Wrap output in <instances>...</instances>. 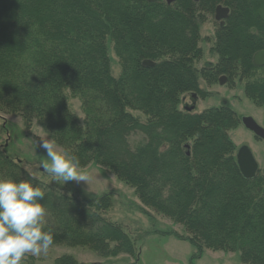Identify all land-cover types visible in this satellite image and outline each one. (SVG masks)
Listing matches in <instances>:
<instances>
[{"label": "trees", "instance_id": "obj_1", "mask_svg": "<svg viewBox=\"0 0 264 264\" xmlns=\"http://www.w3.org/2000/svg\"><path fill=\"white\" fill-rule=\"evenodd\" d=\"M217 5L229 9L214 32L217 60L197 68L200 24ZM260 50L264 0H0V112L20 115L28 129L39 125L80 168L99 165L133 188L144 212L181 225L185 236L164 233L189 241L190 264L204 249L264 264V173L247 178L240 171L229 134L239 117L228 106L179 108L185 93L208 94L199 76L211 85L224 75L264 110V66L252 62ZM0 176L33 177L3 149ZM34 186L45 192L40 202L53 244L127 254L137 264L134 239L104 215L111 192L77 196L37 178ZM54 262L80 264L71 254ZM22 264L39 263L27 255Z\"/></svg>", "mask_w": 264, "mask_h": 264}, {"label": "rangeland", "instance_id": "obj_2", "mask_svg": "<svg viewBox=\"0 0 264 264\" xmlns=\"http://www.w3.org/2000/svg\"><path fill=\"white\" fill-rule=\"evenodd\" d=\"M218 26L214 14L208 15L207 19L200 24L203 48L202 58L196 62V67L214 64L217 54L211 51L214 41V32ZM112 74L117 77L120 73V65L112 45L109 46ZM200 88L206 90L205 97L193 98L190 93L181 96L179 108L183 111L200 112L206 108L228 106L239 117V124L229 134L235 144V155L242 147H248L258 163L259 170L264 173V141L259 140L244 125L243 118L251 117L258 124L264 126V110L255 105L245 96L242 83L235 80L232 84L227 81L207 85L199 76ZM70 104L74 112L82 117L80 103L72 98ZM142 120L145 115L137 110H131ZM48 136L43 129L34 124L30 129L26 128L22 118L18 114L0 112V149L16 160H19L33 177L60 189L68 194L77 196L96 195L111 192L113 196L112 207L104 215L121 225L123 230L134 239L138 250L139 259L137 264H190V258L195 249L186 239L164 232H176L185 236L181 225L174 224L170 219L148 209V213L142 210V204L136 196L133 188L118 180L114 174L95 163L80 168L89 174L85 181L70 180L63 182L62 179L52 177L43 167L50 164V160L44 150L36 146V141ZM138 135L132 136L134 142ZM62 150L61 147L57 146ZM63 254L73 255L80 264H134V257L127 254L116 256H101L88 247L53 244L46 254L36 257L39 264H55L56 257ZM194 264H244L240 261L238 252L213 251L204 249L202 255L193 260Z\"/></svg>", "mask_w": 264, "mask_h": 264}, {"label": "clouds", "instance_id": "obj_3", "mask_svg": "<svg viewBox=\"0 0 264 264\" xmlns=\"http://www.w3.org/2000/svg\"><path fill=\"white\" fill-rule=\"evenodd\" d=\"M36 146L46 152L50 164L43 167L52 177L63 182L88 181L79 159L58 149L54 141L41 137ZM34 181L31 176H0V264H22L27 255L46 254L53 244V235L46 230V209L40 202L45 192Z\"/></svg>", "mask_w": 264, "mask_h": 264}, {"label": "water", "instance_id": "obj_4", "mask_svg": "<svg viewBox=\"0 0 264 264\" xmlns=\"http://www.w3.org/2000/svg\"><path fill=\"white\" fill-rule=\"evenodd\" d=\"M148 1H159L164 0H148ZM167 3H170L173 0H165ZM197 1V0H196ZM229 9L222 5H217L214 11L215 20L220 22V26H223L224 20L228 14ZM252 62L255 66H261L264 64V50L257 51L253 54ZM142 64L145 66L154 65V62L149 59L142 61ZM218 82L224 84L226 82V76L222 75L219 77ZM190 95L195 98L196 94L191 92ZM244 125L256 136L257 138L264 139V130L263 128L251 117L243 118ZM236 161L240 168L241 173L244 177L251 178L258 171V163L255 160L251 150L248 147H242L236 154Z\"/></svg>", "mask_w": 264, "mask_h": 264}, {"label": "flooded vegetation", "instance_id": "obj_5", "mask_svg": "<svg viewBox=\"0 0 264 264\" xmlns=\"http://www.w3.org/2000/svg\"><path fill=\"white\" fill-rule=\"evenodd\" d=\"M220 24V22L218 21V26H220L219 25ZM253 57V56H252ZM261 66H264V64L263 65H261ZM260 67V66H259ZM260 125V124H259ZM262 128H263V130H264V126L263 125H260ZM257 138V137H256ZM259 140H262V141H264V139H262V138H258ZM259 167V166H258ZM258 170H259V168H258ZM262 172V171H261ZM263 173V172H262Z\"/></svg>", "mask_w": 264, "mask_h": 264}]
</instances>
